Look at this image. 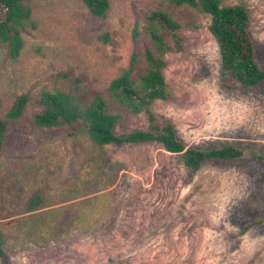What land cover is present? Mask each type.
Here are the masks:
<instances>
[{"label": "rangeland", "instance_id": "obj_1", "mask_svg": "<svg viewBox=\"0 0 264 264\" xmlns=\"http://www.w3.org/2000/svg\"><path fill=\"white\" fill-rule=\"evenodd\" d=\"M110 1L100 18L82 0H28L33 26L23 31L22 55L14 61L0 44V118L18 96L34 100L0 154V264H264V224L244 232L264 220L263 160L207 164L191 179L161 144L99 147L80 125H35L43 91L83 103L106 94L130 63L135 28L164 10L181 25L185 49L166 56L172 99L153 105L157 124L172 121L188 147L238 144L264 156V84L235 85L223 72L211 16L166 0ZM222 3L247 8L264 69V0ZM139 45L144 54V35ZM115 111L124 117L120 136L149 128L145 115ZM36 194L43 205L29 212Z\"/></svg>", "mask_w": 264, "mask_h": 264}, {"label": "trees", "instance_id": "obj_2", "mask_svg": "<svg viewBox=\"0 0 264 264\" xmlns=\"http://www.w3.org/2000/svg\"><path fill=\"white\" fill-rule=\"evenodd\" d=\"M96 17H104L111 9L110 0H82ZM173 8L187 7L211 16L210 32L220 49L222 69L232 75L233 84L256 87L264 84V69L256 60L255 43L250 34L251 18L243 5L226 6L222 0H166ZM33 9L28 0H0V44L9 46L10 57L16 61L25 48L23 31L31 26ZM142 32H133L134 50L127 69L112 80L106 94L96 93L90 102L83 103L64 91H43L36 103L42 112L34 115V123L41 128H63L80 125L94 144L99 147L120 145H145L158 143L170 154L181 158L191 179L207 164L231 163L247 155L264 161V156L252 148L238 144H224L212 149L188 147L179 137L172 121L157 124L153 105L172 99L164 70L169 53H182L185 38L181 25L168 11H152L145 18ZM144 35L149 45L145 52L139 40ZM109 39V36H106ZM144 56L145 68H141ZM34 100L29 94L18 96L9 112L0 118V154L10 126L21 119ZM126 110L131 115H145L149 128L134 130L125 136L117 134L123 115L115 110ZM43 205L40 194L34 195L28 205L35 212ZM264 224L255 219L246 225L244 232ZM5 239L0 228V257L6 260Z\"/></svg>", "mask_w": 264, "mask_h": 264}]
</instances>
